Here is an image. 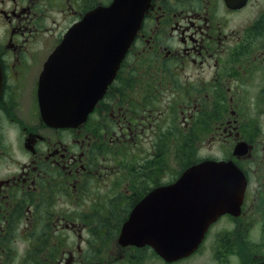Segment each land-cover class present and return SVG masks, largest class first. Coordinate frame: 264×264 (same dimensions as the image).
I'll list each match as a JSON object with an SVG mask.
<instances>
[{
    "label": "flooded vegetation",
    "instance_id": "obj_1",
    "mask_svg": "<svg viewBox=\"0 0 264 264\" xmlns=\"http://www.w3.org/2000/svg\"><path fill=\"white\" fill-rule=\"evenodd\" d=\"M108 2L0 0V264L264 262V0H151L86 121L48 126L44 65ZM204 147L238 166L245 193L174 258L156 192Z\"/></svg>",
    "mask_w": 264,
    "mask_h": 264
},
{
    "label": "water",
    "instance_id": "obj_2",
    "mask_svg": "<svg viewBox=\"0 0 264 264\" xmlns=\"http://www.w3.org/2000/svg\"><path fill=\"white\" fill-rule=\"evenodd\" d=\"M149 3L150 0H112L109 6L87 13L69 29L47 63L49 73L57 70V83L56 93L41 100L46 121L53 123L57 117V126L64 127L85 119L113 78ZM243 184V175L233 164L205 161L188 168L169 188L188 190L184 194L190 198L186 211L201 216L194 229L190 226L191 235L203 222L230 206ZM193 243L190 240L189 246Z\"/></svg>",
    "mask_w": 264,
    "mask_h": 264
},
{
    "label": "rangeland",
    "instance_id": "obj_3",
    "mask_svg": "<svg viewBox=\"0 0 264 264\" xmlns=\"http://www.w3.org/2000/svg\"><path fill=\"white\" fill-rule=\"evenodd\" d=\"M242 17L244 18H248L249 17V14L248 13H245L242 15ZM217 149L215 148H208V147H204V148H201L199 150V154H201V156H208V155H213V154H216L217 153Z\"/></svg>",
    "mask_w": 264,
    "mask_h": 264
}]
</instances>
